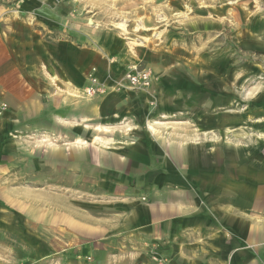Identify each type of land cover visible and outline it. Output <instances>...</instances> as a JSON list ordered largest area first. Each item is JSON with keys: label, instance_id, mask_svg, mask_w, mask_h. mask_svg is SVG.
Masks as SVG:
<instances>
[{"label": "rangeland", "instance_id": "374dc122", "mask_svg": "<svg viewBox=\"0 0 264 264\" xmlns=\"http://www.w3.org/2000/svg\"><path fill=\"white\" fill-rule=\"evenodd\" d=\"M122 21L126 32L115 25ZM261 29L264 0H0V96L4 79L16 73L25 91L36 88L38 103L40 94L61 99L70 117L91 118L82 122L88 129L74 124L76 119L61 122L65 128L44 121L31 136L20 127L0 138V264L210 262L202 235L198 240L190 230L181 241L155 225L151 240L137 233L129 240L119 230L115 203L125 198L128 186L140 201L152 199L159 192L148 186L156 184V177L137 165L129 177L110 174L106 166L100 170L96 159L111 150L79 148L72 141L89 139L96 125L114 126L126 119L130 141L140 138L136 142L154 145L156 153L176 156L174 148L150 137L147 124L158 120L170 122L168 126L187 122L177 129L162 126L160 137L191 133L205 149L207 131L218 132L226 119H239L223 114L229 104L245 105L254 115L255 103L242 97L233 73H244L239 87L264 82L258 74L264 72V48L254 38ZM57 57L71 63L68 69ZM77 58L86 64L75 73L72 61ZM129 66L147 69L151 83L142 90L127 89L121 77ZM90 75L100 91L87 96ZM6 82L8 87L12 79ZM261 94L264 89L257 98ZM113 130V137L121 136L116 126ZM245 130L240 140L248 150L244 158H231V185L243 182L238 166L247 173L258 171L252 152L259 147L252 144L255 129ZM44 136L55 141L49 146L41 142ZM190 147L196 145L184 149ZM198 159L204 164V158ZM261 159L263 169L264 147ZM183 160L189 166L190 160ZM261 179L263 184L264 175ZM199 180L204 192L205 175ZM186 188L182 195L191 201L195 192ZM230 198H239L235 189ZM261 206L264 210V193Z\"/></svg>", "mask_w": 264, "mask_h": 264}, {"label": "crops", "instance_id": "0c3cea01", "mask_svg": "<svg viewBox=\"0 0 264 264\" xmlns=\"http://www.w3.org/2000/svg\"><path fill=\"white\" fill-rule=\"evenodd\" d=\"M38 10L42 11V9ZM254 38L262 40L263 46L259 47L264 48V29L257 31ZM56 59H59V63L65 65L63 67L66 69H68L67 65L71 64L64 57ZM72 64H74L76 73V69L79 71L85 68L86 61L77 58L76 61H72ZM259 66L256 65L258 70L261 68ZM237 72L239 71L233 73V84L237 90L238 88L243 90L242 97L244 99L254 101L255 104H252L255 106L254 115L249 114L245 105L242 107L239 104H229L223 114L234 113L239 116V119L233 122L224 119V124L218 132L207 131L204 138L209 146L205 149L198 147L200 143L197 139H192L191 133L175 132L173 137L167 136L168 134L158 138L149 136L155 142H163L167 148H174L176 156H172L171 151H168L167 155L156 153L154 145L142 141L136 142L140 138L135 137L131 139L135 142L134 144L118 145L115 151L111 150L105 153L106 157L96 159L99 169L106 166L105 168L110 170V174L113 175L129 177L137 165L138 168L156 177V184L152 182L148 186L151 190L159 192L152 199L140 201V195L131 192L129 186L125 198H117L115 213L119 215L118 219L121 221L119 230L126 233L129 240H132L134 233L151 240L153 236H150V233L158 227L163 235L165 233L173 234V238L183 241L186 238V232L190 230L189 233L194 234L195 232L197 237L200 235L203 237L202 249L206 252L205 258L211 257V261L204 264H264V210L261 206L264 183H259L262 181L261 176L264 175V167L261 169L259 166L264 143L256 144L253 137V134L264 133V106H259L260 103L264 104V95L261 94L259 98L256 96L264 89L262 84L264 82H255L246 88L239 87L236 83L242 79L244 73L240 71L243 75L235 80ZM258 74L260 79H264V72L259 71ZM7 76L8 78L6 77L3 81L4 88L1 90L4 92L2 97L7 102L8 109L0 117V138L8 137L11 132L16 133L20 127H24L22 131H25L26 136H31L30 134L36 132L35 130L44 121L65 128L62 121L57 119V114L67 121L76 119L75 121L78 122L77 119L84 117V115L78 118L70 117V111L66 110L68 107L61 103V99L47 98L40 94L38 103L36 88L27 92L18 82L16 73ZM8 79L9 81L12 79V82L7 87ZM115 114L117 115V113ZM260 119L262 122H254ZM120 122L122 125H129L126 119ZM239 125L245 129L249 126L255 129V132L252 133V144L259 147H253L252 152H256L253 158L255 157L256 161L259 160V165L256 167L257 172L248 173L238 166L236 170L243 175V182L231 185L229 182L231 158H244L248 149L244 147L240 138H236L232 134H225L224 130ZM169 126L177 129L183 128L185 125ZM26 127L27 130H25ZM247 133L246 131V135ZM128 137L126 138L129 139ZM189 143L196 147H190L192 149L189 151L184 149ZM198 157L204 158V164L199 161ZM185 158L190 160L189 166H183ZM144 173H139V175L142 176ZM203 174L205 175L204 192H201L202 182L199 179ZM169 178L174 181H168ZM172 187L177 188L173 189ZM186 187L195 192L196 197L193 196L191 201H185L182 195L183 189ZM194 187L195 189H193ZM231 189H235L239 198H230ZM155 225L156 227H153ZM162 239L165 238L162 237ZM197 239L200 240V237Z\"/></svg>", "mask_w": 264, "mask_h": 264}, {"label": "bare ground", "instance_id": "6f19581e", "mask_svg": "<svg viewBox=\"0 0 264 264\" xmlns=\"http://www.w3.org/2000/svg\"><path fill=\"white\" fill-rule=\"evenodd\" d=\"M160 20H161V18H160ZM91 23H93V22H91ZM115 25L118 26L120 29H122L124 32L127 31L126 25L124 24V21L118 22ZM138 26H140V25H138ZM138 26L135 27L134 30H137ZM242 75L243 74H241V72H237L235 75V80H238L239 77ZM249 94H251V93H249ZM85 95H86V93H85ZM87 96H88V94H87ZM116 116H117L116 114L113 115V117H116ZM56 117L58 120L62 121L64 124H67V123L73 124V122H66V120L59 114H57ZM90 119H91L90 117L84 116L81 119H79V121L81 120V122L78 121L77 123H74V124L81 125V126L83 125L84 128L88 129L89 126L87 125V123L84 124L82 122L89 121ZM254 122L260 123V122H262V120L260 119V120L254 121ZM168 123H170V122H161L158 120H153L152 122H148V124H147L148 131L150 132V134L152 136L158 138L161 135V129L160 128L162 126L163 127L168 126ZM171 123H175L177 125L187 124V122H171ZM116 125H118V126H116ZM116 125H114V126L96 125L93 128L95 133L92 134V136H90L89 139L77 136L72 141V144L75 145L76 147H79V148H85L89 145H92L94 148L100 150L101 152L104 150H116V148H117L116 145H132V144H134L135 142L130 141L129 139L126 138L127 136L131 135L132 128L130 127V125H122L121 122H119L118 124L116 123ZM115 126L119 130L118 133L121 134L120 137H116V136L113 137L112 136V135H114L113 133L115 132L113 130ZM224 131H226L225 134H232L236 138H241V137H244L246 135L245 127H243L242 125L236 126L234 128H231V127L225 128ZM203 133L205 134V132H203ZM108 135H111L112 137L111 136L108 137ZM253 137L255 138L256 144H259V142L264 143V133L263 132L253 134ZM52 140H54V139H52ZM52 140L50 139V137L44 136V138L41 139V142H46V143L48 142L47 145H49V144L52 145V143H53ZM220 140L221 139L219 138V141Z\"/></svg>", "mask_w": 264, "mask_h": 264}, {"label": "built area", "instance_id": "2783aa9c", "mask_svg": "<svg viewBox=\"0 0 264 264\" xmlns=\"http://www.w3.org/2000/svg\"><path fill=\"white\" fill-rule=\"evenodd\" d=\"M90 84L85 89L88 95L100 91V83L97 78L90 75ZM123 85L129 90H142L151 83V73L147 69H137L135 66H129L125 74L121 77ZM8 108L7 103L0 96V115Z\"/></svg>", "mask_w": 264, "mask_h": 264}]
</instances>
